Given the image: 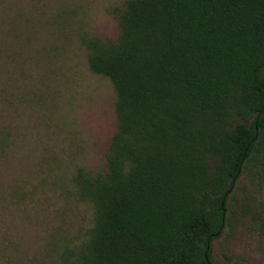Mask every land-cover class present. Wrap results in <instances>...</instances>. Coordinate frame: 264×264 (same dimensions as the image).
<instances>
[{"label":"trees","instance_id":"1","mask_svg":"<svg viewBox=\"0 0 264 264\" xmlns=\"http://www.w3.org/2000/svg\"><path fill=\"white\" fill-rule=\"evenodd\" d=\"M116 39H84L115 93L104 167L68 177L93 205L63 264L214 263L244 168L264 153V0H125ZM5 138L0 137V147Z\"/></svg>","mask_w":264,"mask_h":264},{"label":"rangeland","instance_id":"2","mask_svg":"<svg viewBox=\"0 0 264 264\" xmlns=\"http://www.w3.org/2000/svg\"><path fill=\"white\" fill-rule=\"evenodd\" d=\"M125 0H0V264H63L93 221L69 185L76 167H104L117 130L111 81L88 67L84 39H116ZM211 242L264 264V153L244 168Z\"/></svg>","mask_w":264,"mask_h":264},{"label":"water","instance_id":"3","mask_svg":"<svg viewBox=\"0 0 264 264\" xmlns=\"http://www.w3.org/2000/svg\"><path fill=\"white\" fill-rule=\"evenodd\" d=\"M221 207H222V209L225 211L226 208L224 207L223 203L221 204ZM219 232H220V230H218L217 233H216L215 235L217 236V235L219 234Z\"/></svg>","mask_w":264,"mask_h":264}]
</instances>
